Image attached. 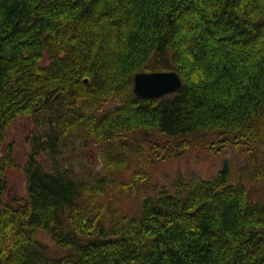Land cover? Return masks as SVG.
Masks as SVG:
<instances>
[{"label":"trees","instance_id":"1","mask_svg":"<svg viewBox=\"0 0 264 264\" xmlns=\"http://www.w3.org/2000/svg\"><path fill=\"white\" fill-rule=\"evenodd\" d=\"M155 71L180 91L136 97L135 74ZM21 118L27 190L11 203ZM212 137L241 150L235 180L224 162L148 192L169 142ZM0 264H264V0H0Z\"/></svg>","mask_w":264,"mask_h":264},{"label":"rangeland","instance_id":"2","mask_svg":"<svg viewBox=\"0 0 264 264\" xmlns=\"http://www.w3.org/2000/svg\"><path fill=\"white\" fill-rule=\"evenodd\" d=\"M114 107L115 103L109 102L103 109L107 111ZM32 127L30 118H21L9 128L7 143L13 145L15 160L18 164L17 167L9 169L6 174L8 183L6 200L11 203H22L26 198L27 185L23 165L29 152L27 136ZM152 139L156 138L152 137ZM214 139L215 137L208 138L201 144L196 143V145L190 146L188 149H183L182 146L179 147L175 142H169L168 147L170 146L172 150L179 154L161 161L158 165L150 166L149 164L144 167L146 169L149 168L148 170L150 172V183L149 186L146 187L148 192H151L149 189L153 185L159 187L168 186L169 188L170 183L177 177L197 175L203 180H208L222 169L224 162H228L230 165L232 178L235 180L239 165H243L245 162L241 150L235 152L231 148H228L223 152H215L214 149L216 148V144ZM158 140L161 143L166 141V139ZM131 141L133 144L136 142V140L129 138V142ZM94 152L93 149H88L87 151L79 150L77 151V155L79 158L85 157L87 162L91 161V164L95 165L96 156ZM148 162L149 160L145 157L144 163ZM258 192L260 193L259 189ZM137 195H139V192ZM132 206L133 204L131 205L129 202L126 203V208H128V210L133 211L134 208H132ZM38 239L52 247L49 238L43 232L38 233Z\"/></svg>","mask_w":264,"mask_h":264},{"label":"water","instance_id":"3","mask_svg":"<svg viewBox=\"0 0 264 264\" xmlns=\"http://www.w3.org/2000/svg\"><path fill=\"white\" fill-rule=\"evenodd\" d=\"M181 87L176 71L139 72L133 79V93L142 99H159L177 93Z\"/></svg>","mask_w":264,"mask_h":264}]
</instances>
